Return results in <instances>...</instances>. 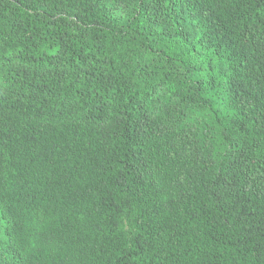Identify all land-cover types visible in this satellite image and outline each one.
Returning <instances> with one entry per match:
<instances>
[{
	"label": "trees",
	"instance_id": "trees-1",
	"mask_svg": "<svg viewBox=\"0 0 264 264\" xmlns=\"http://www.w3.org/2000/svg\"><path fill=\"white\" fill-rule=\"evenodd\" d=\"M0 264H264V0H0Z\"/></svg>",
	"mask_w": 264,
	"mask_h": 264
}]
</instances>
